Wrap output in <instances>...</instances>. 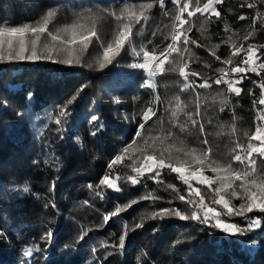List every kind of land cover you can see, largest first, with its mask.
<instances>
[{"label": "trees", "instance_id": "obj_1", "mask_svg": "<svg viewBox=\"0 0 264 264\" xmlns=\"http://www.w3.org/2000/svg\"><path fill=\"white\" fill-rule=\"evenodd\" d=\"M205 2L200 0L201 5ZM146 3H153L145 10L147 23L134 24L119 55L100 68L105 47L114 44L118 34L119 23L110 13L119 14L127 6L139 15L138 6ZM249 3L256 7L248 8ZM86 6L97 11L95 21L87 24L97 36L91 37L86 50L79 42V29L77 42L70 46L52 41L44 33L40 48L47 44L55 49L51 59L0 62V264H264V213L221 215L225 222L244 229L235 235L212 227L214 221L203 224L180 219L174 214L177 210L187 217L193 211L203 217L197 207V189L208 207L221 213L225 210L214 203L217 184L209 187L191 180L190 192L179 173L166 166L178 167L183 162V167L193 170V156L207 153L211 159L239 169L233 157L239 146L247 147L256 128L254 116L255 109L261 107L259 84L264 81V71L258 69L260 75L231 73V67L243 66L245 58L243 50L232 56L233 45L243 49L249 44L264 45V0H221L215 5L219 18L209 13L193 17L184 13L189 23L183 28L191 29L185 35L195 43L183 51V37L177 41L182 55L172 52L169 56L157 81V110L146 121L144 113L153 106L155 96L144 86V71L131 65L145 50L159 54L171 42L176 23L171 3L162 10L158 0H0V27L35 26L54 11L48 32L67 40L71 33L63 29L76 22L75 13ZM68 47L75 50L73 59L79 57L80 64L58 62L68 58L61 50ZM257 55V64L264 62V48ZM229 58L231 64L223 63ZM182 63L187 65L186 73H199L189 75L194 87L186 91L178 71ZM217 69L228 73L225 79L245 76L236 85L242 89L239 96L229 93L226 84L214 83L222 75ZM205 80L211 87L199 88ZM225 99L228 103L222 105ZM62 111H67V116H61ZM188 113L198 120L197 125L191 124ZM92 115L103 125L98 131L89 122ZM177 122L185 125L184 131L174 126ZM129 145L132 147L123 161L109 169V163ZM176 148L183 151L177 153ZM191 149L195 153L186 155ZM145 156H153L154 170L133 185L127 177L135 175L132 167L142 166ZM161 158L163 168L158 167ZM257 167L264 170V158L257 157ZM106 174L118 191L100 184ZM203 175L215 174L204 168ZM231 201L235 208L244 203L236 197ZM164 209L172 214L151 218ZM114 212L117 214L112 215ZM256 218L261 219V227L248 230L249 220ZM126 231L120 249L119 239ZM49 232L52 237L47 239ZM28 250L31 255H25Z\"/></svg>", "mask_w": 264, "mask_h": 264}, {"label": "snow or ice", "instance_id": "obj_2", "mask_svg": "<svg viewBox=\"0 0 264 264\" xmlns=\"http://www.w3.org/2000/svg\"><path fill=\"white\" fill-rule=\"evenodd\" d=\"M160 8L163 10L166 8L167 3H171L175 6L176 14L173 17V20L176 22L173 25V32L171 34V42L167 44L166 48L160 53L159 56L150 54L148 51L143 52V62L142 63H134L131 66L133 68H140V69H149V76H155L157 72H162L163 65L165 61L168 59V56L172 52H181L180 49L177 48V41H180L183 37V51H188L187 45L189 43H195V41H189L188 37L185 35L186 31H190L191 29H184L183 25L189 23L188 20L184 19V13H187L188 17H193L197 13L201 15L205 13L213 14L217 18L220 17V13L216 10L214 5L219 4L221 0H206L203 5H201L200 0H158ZM153 7V3H146L140 4L138 6L140 10V14L137 15L134 9H130L129 7H125L121 10L119 14L116 12H111L110 14L115 17L116 21L119 23L118 34L113 43H109L107 47H105L103 52V61L99 62V67H105V62L111 63L112 59L116 55H119V51L124 48L126 42L130 39V34L132 32V26L136 23H140L143 20L147 23L149 17L145 15V10L151 9ZM248 8H255L256 5L254 3L247 4ZM191 9V10H190ZM104 11H107L106 9ZM55 15L54 11H49L46 16L43 18V22H37L35 26L30 24H24L19 27H0V62H13V61H36L40 59H51L52 53L55 49L50 48L47 44L44 45L43 50L40 48V39L41 35L47 33L48 36L51 38L52 41H60L62 44L66 45H73L77 42V29L80 30L79 32V42L83 45V49L86 50L89 43L91 42V37L97 36V33L94 29H89L87 27L88 22H94L97 18V11L94 10L92 6L82 7L75 15L78 17L76 22L71 25L65 26L63 29L64 32L71 33V38L64 40L59 35L53 34L48 32L47 25L50 22V19ZM165 15H168V12L165 11ZM257 17L261 18V14L257 12ZM241 20H244L245 17L241 16ZM124 20H127V23H123ZM83 21V22H81ZM177 23L180 27H177ZM255 21H253V24ZM262 28H264V24H262ZM227 30V29H226ZM156 35V33H153ZM251 35V33H250ZM167 39V37H166ZM231 39V37L229 38ZM247 39V37H245ZM150 43V42H149ZM199 46V45H198ZM235 51L232 53V56H238L243 50L245 52V58L241 61L243 66L239 64L231 67L230 72L234 74H245L247 72L256 73L260 75V71H264V62L257 64V60L260 57L257 55L260 48H264V45H253L249 44L246 49H243L242 46L237 47L233 45ZM62 51L67 52V59L58 61L61 63L72 65L74 62L76 64H80L82 61L79 57H76L75 60L73 59L74 49L68 47L66 49H61ZM136 56H139L138 52H135ZM47 53L45 55L44 53ZM111 54V55H110ZM215 55V53H212ZM182 55V52H181ZM217 60L220 59L219 56L216 57ZM225 64H231L232 59L229 58L228 60L223 61ZM185 67L186 64H181L179 66L178 71L181 77H184L185 85L182 89L183 91L188 90L189 88L194 87L193 82H189V75L191 76H198L199 73L191 72L186 73ZM218 72H221L222 75L215 79L214 83L219 84H226L227 91L229 93H234L236 96L241 94L242 89L236 85H239L245 79V76L240 75L236 79H225V76L228 75L224 69H217ZM255 84L256 82L253 81ZM148 86H151L150 84ZM199 88H210L211 84L205 80L203 83L198 85ZM261 89L260 92V99L258 103L260 105H264V81L259 84ZM251 94V93H249ZM31 95V94H30ZM5 103H7L5 101ZM228 101L222 100L221 104L226 105ZM257 101L254 100L253 104H256ZM179 107V106H178ZM224 108L221 107L220 111H223ZM155 114L153 109L149 108L147 112L144 113L145 121L149 118V114ZM61 116H67V111H62L60 113ZM176 115V112H173V116ZM196 115H200V105L197 104ZM189 120L193 126L197 125L199 122L196 119H192V113H188ZM257 120L264 121V109H261L257 113ZM99 117L96 115H92L90 117L89 122L94 125L96 130L98 131L100 128L103 127L102 124L99 122ZM57 124L60 123V120L56 121ZM174 126L179 127L181 131L185 130V125L177 122ZM140 128H144V124H140ZM200 131L203 133L204 128L203 125H200ZM93 135H96V131H93ZM136 136L140 137L141 132L137 131ZM168 136L171 137L172 133L169 132ZM249 143L246 148L243 146L241 147L242 154H237L233 157V160L239 162L242 165L241 168L236 169L233 167L232 163H221L219 161L213 160L207 153L200 155L199 157L193 156V159L196 162V168L187 171L183 166V162H181V166H173L171 163L167 164L166 166L175 173H179V179L183 181L185 185H188L189 191H192V186L190 181L196 180L198 183L207 184L209 187L213 183L217 184L218 186L214 189L215 195L218 197L214 200V203L217 205H222L223 209L225 210L224 213L216 211L213 207H208L204 202V197L201 195L200 191L197 189L195 190V195L200 197L199 203L197 207L203 212V217L198 215L196 211H193L190 217H187L181 214L180 211H175V215L178 216L180 219H192L198 220L200 223L208 224L210 221H214L211 225L217 229L225 233H229L231 235H235L244 229L239 228L234 223H227L221 219V215L226 216H243L247 213H252L254 211H258L259 213H264V170L259 169L257 167V157L264 158V123H258L254 133L249 137ZM252 141H258L259 143H252ZM205 144L207 140L203 141ZM135 143V141H133ZM147 143V142H146ZM132 145H129L125 149L122 150L120 155H117L108 165L109 169H112L115 165L122 162L124 159V154L128 153L129 148ZM183 151L181 148H176V152L179 153ZM195 149L189 150L185 154L195 153ZM210 152V149L208 150ZM131 159V157H130ZM144 164L140 167L133 166L132 172L135 175H130L127 177V180L130 181L133 185L140 182V178L144 176L146 172H152L154 170V165L156 161L154 160L153 156H145L143 157ZM158 167L163 168L165 167V161L163 158L159 159ZM210 168L211 171L215 174L214 176H206L203 175V169ZM187 171V174H186ZM156 177H159V171H156ZM119 179V177H117ZM239 182V183H237ZM101 185H106L109 189H114L116 191L119 190L118 185L110 179L109 175H105L100 180ZM55 185L53 184V188ZM89 188L92 185H88ZM171 187V186H170ZM24 191L28 192L29 188L27 185L24 187ZM229 197V198H226ZM231 197H236L242 199L244 203H242L239 208H235L232 206ZM181 200H184L183 196H180ZM135 203V201H133ZM192 203V201H189ZM120 209H117L119 212ZM117 213H112V215H116ZM172 214L168 209L162 210L161 213H154L151 215L152 219H156L159 215L161 218L163 215ZM105 222L109 219L108 216L104 217ZM142 224H138L137 227H141ZM256 227H261V219H251L248 223V230H251ZM125 229H127V225H125ZM127 235V231L124 235H121L119 239V248L123 249L125 245V236ZM52 237V233H47L46 238L50 239ZM83 239V237H81ZM25 255H31V250L25 252Z\"/></svg>", "mask_w": 264, "mask_h": 264}, {"label": "built area", "instance_id": "obj_3", "mask_svg": "<svg viewBox=\"0 0 264 264\" xmlns=\"http://www.w3.org/2000/svg\"><path fill=\"white\" fill-rule=\"evenodd\" d=\"M156 56H159L160 55V53L159 54H155ZM170 56V55H169ZM169 56H168V58H169ZM167 61V60H166ZM165 61V62H166ZM143 71H144V73L146 74V80H145V84H144V86H145V88L146 89H148V90H150L151 92H152V94H154V96H155V101H154V104H153V106L152 107H150L151 109H153V111H154V113L156 112V110H157V107H158V91H157V81H158V78H159V75H158V72H157V74L155 75V76H149V69H142ZM151 85V86H148V85ZM261 109H264V105H261V107H257L256 109H255V116H254V124H255V127L257 126V124L258 123H261V121H258L257 120V113H258V111L259 110H261ZM148 111V110H147ZM146 111V112H147ZM153 116V114H149V118L148 119H150L151 117ZM239 154H242V152H240Z\"/></svg>", "mask_w": 264, "mask_h": 264}, {"label": "rangeland", "instance_id": "obj_4", "mask_svg": "<svg viewBox=\"0 0 264 264\" xmlns=\"http://www.w3.org/2000/svg\"><path fill=\"white\" fill-rule=\"evenodd\" d=\"M214 7H215V5H214ZM177 27H180L179 25H178V23H177ZM155 55V54H154ZM171 55V54H170ZM168 60V59H167ZM143 62V57L142 58H140L139 60H138V62L137 63H142ZM167 62V61H166ZM166 62L164 63V65H163V67L165 66V64H166ZM160 74H161V72H159L158 71V75H159V77H160ZM159 79V78H158ZM155 101V100H154ZM261 123H264V121H261ZM255 131V130H254ZM256 143L258 144L259 142L258 141H256ZM246 148V147H245ZM240 150H241V148H240ZM239 150V152L237 153V154H239L240 152H242V150L240 151ZM236 154V155H237ZM237 164H238V166H239V168H241L242 167V165H240L239 164V162H237ZM187 171H191L192 170V168L191 167H188V166H186V167H184ZM187 171H186V174H187ZM222 206V205H221ZM203 214V213H202Z\"/></svg>", "mask_w": 264, "mask_h": 264}]
</instances>
